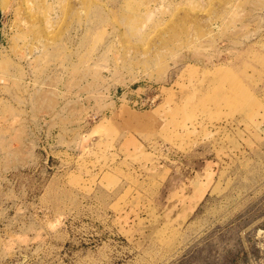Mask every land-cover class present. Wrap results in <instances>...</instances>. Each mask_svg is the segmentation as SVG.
Masks as SVG:
<instances>
[{
  "label": "rangeland",
  "instance_id": "374dc122",
  "mask_svg": "<svg viewBox=\"0 0 264 264\" xmlns=\"http://www.w3.org/2000/svg\"><path fill=\"white\" fill-rule=\"evenodd\" d=\"M0 264H264V0H0Z\"/></svg>",
  "mask_w": 264,
  "mask_h": 264
},
{
  "label": "bare ground",
  "instance_id": "6f19581e",
  "mask_svg": "<svg viewBox=\"0 0 264 264\" xmlns=\"http://www.w3.org/2000/svg\"><path fill=\"white\" fill-rule=\"evenodd\" d=\"M4 3V2H3Z\"/></svg>",
  "mask_w": 264,
  "mask_h": 264
}]
</instances>
